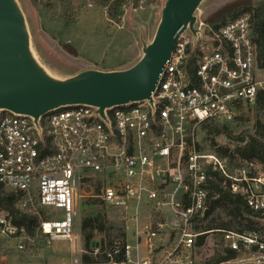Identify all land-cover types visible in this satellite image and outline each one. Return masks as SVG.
<instances>
[{
  "label": "built area",
  "instance_id": "1",
  "mask_svg": "<svg viewBox=\"0 0 264 264\" xmlns=\"http://www.w3.org/2000/svg\"><path fill=\"white\" fill-rule=\"evenodd\" d=\"M194 27L195 35L186 29L178 36L151 101L106 108L103 116L89 105L62 106L37 123L0 110V184L20 194L21 209L50 208L36 229L46 242L77 244L79 186L93 177L103 179L96 199L124 218L143 219L133 231L134 244L114 243L107 260L94 264H200L193 246L204 232L195 226L208 209L212 171L264 217V171L254 162L229 165L203 148L200 137L205 123L234 121L263 89L249 17L217 28L196 19ZM217 231L227 248L264 256V241L255 234ZM36 238L0 209V239L24 251Z\"/></svg>",
  "mask_w": 264,
  "mask_h": 264
},
{
  "label": "rangeland",
  "instance_id": "2",
  "mask_svg": "<svg viewBox=\"0 0 264 264\" xmlns=\"http://www.w3.org/2000/svg\"><path fill=\"white\" fill-rule=\"evenodd\" d=\"M18 1L27 20L34 56L52 76L57 78H66L87 67L123 69L134 63L141 55L140 29L143 39L150 41L164 3V0H157L148 6L142 5L135 9L128 7L125 9L121 24L111 25L101 0H41L38 4L33 0ZM263 2L264 0H203L195 16L197 20H202L212 27V21L225 17L238 7H256ZM62 3L69 7V11H65L67 7ZM69 17L71 19H68ZM256 75L261 88L264 89V69L257 67ZM254 117L253 106L243 105L234 123L230 125L232 133L251 131ZM200 137L202 139V133ZM217 141L221 144L227 143L224 136L218 137ZM202 147L209 148L203 139ZM102 182V178L93 177L80 183L81 198L78 200L79 208L75 220L78 235L76 245L68 240L46 242L37 231L36 243L27 245L24 251L17 250L13 240L0 239V264H74L75 259L79 264H84L83 255L95 257L94 254L100 245H106L110 240L113 243L121 240L118 237L119 227H124L125 239L134 244L132 233L135 230L134 223L126 224V219L119 215L118 211L96 199ZM45 209V213L50 212V208ZM54 213L58 217L61 216L58 209L54 210ZM97 214L101 216V223L103 220L106 221L105 230L100 232L89 227L83 230L82 225L90 224L92 221L88 219ZM260 221L264 224V218ZM138 227L140 230V226ZM87 233L92 234L89 248H86L83 239ZM196 241L193 252L200 264L216 251L226 248L222 236L216 233H208L201 245ZM249 257H252L250 253H242L236 259L221 264H240L241 258Z\"/></svg>",
  "mask_w": 264,
  "mask_h": 264
},
{
  "label": "water",
  "instance_id": "3",
  "mask_svg": "<svg viewBox=\"0 0 264 264\" xmlns=\"http://www.w3.org/2000/svg\"><path fill=\"white\" fill-rule=\"evenodd\" d=\"M203 0H164L150 41L139 32L140 57L119 70L84 68L66 78L52 76L34 56L27 20L18 0H0V110L31 116L37 123L48 112L70 105L104 110L130 102L151 101L158 75L178 36L195 35V12ZM139 30V27H138ZM208 209L204 210V214ZM264 264V256L239 261Z\"/></svg>",
  "mask_w": 264,
  "mask_h": 264
},
{
  "label": "trees",
  "instance_id": "4",
  "mask_svg": "<svg viewBox=\"0 0 264 264\" xmlns=\"http://www.w3.org/2000/svg\"><path fill=\"white\" fill-rule=\"evenodd\" d=\"M35 4L41 3V0H33ZM157 0H101L111 25H120L125 12V9L131 7L133 9L142 5L148 6L155 3ZM63 4V3H62ZM50 6V5H49ZM65 11H69V7ZM247 14L250 21V26L255 45V60L259 69H264V2L256 7H238L229 12L225 17H221L211 22L213 28L223 25L226 21L233 19L239 15ZM68 19H71L69 17ZM67 19V20H68ZM253 106L255 113L254 122L251 131L244 130L237 134H233L229 123H205L202 127V139L209 148L215 151L218 155L227 159L229 165H237L242 162H254L264 171V89L258 90ZM224 136L227 143L221 144L217 138ZM207 189V212L199 220V224L195 226L198 231L204 232L197 237V244L201 245L208 233H216L221 235L219 229L234 230L238 232H247L255 234L260 240L264 241V224L260 221L262 217L258 212L252 211L247 207L245 199L239 194L232 193L224 185H221L222 177L220 173L212 171L209 173ZM20 194L15 191H10L0 184V209L11 216L13 222L24 229V233L28 237H32L36 233L37 225L40 219L44 218L45 210L40 206H35L34 209H21L18 204ZM90 224L84 223L82 229L87 227L91 230L104 231L105 220L101 223V216L89 218ZM95 222V224H94ZM259 236H258V235ZM118 237L123 243L125 241L124 227L118 228ZM84 244L86 248L92 243V234L84 235ZM114 243L108 241L106 245H100L95 257L89 255L82 256V262L85 264H94L105 262V252L110 249ZM255 251V247H252ZM91 254L93 249H91ZM242 252L224 248L221 251H216L213 256L208 258L203 264H221L226 261L236 259Z\"/></svg>",
  "mask_w": 264,
  "mask_h": 264
},
{
  "label": "crops",
  "instance_id": "5",
  "mask_svg": "<svg viewBox=\"0 0 264 264\" xmlns=\"http://www.w3.org/2000/svg\"><path fill=\"white\" fill-rule=\"evenodd\" d=\"M141 47V46H140ZM133 64V63H132ZM130 66V65H129ZM128 66V67H129ZM87 68H91V67H87ZM127 68V67H126ZM95 69H99V68H95ZM124 69V68H123ZM99 70H105V71H107V70H119V69H116V68H108V69H99ZM114 209V208H113ZM114 210H116V211H118L119 212V215H120V211L119 210H117V209H114ZM123 217V216H122ZM124 218V217H123ZM126 219V224L128 223V222H133L134 223V225H135V228L138 230V226H140L141 227V225H142V222H143V219L142 218H139L138 220H137V222L136 221H134L133 219H131V218H129V219H127V218H125ZM126 228H127V226H126ZM133 233V232H132ZM142 252V251H141ZM143 254V253H142ZM85 264V263H84Z\"/></svg>",
  "mask_w": 264,
  "mask_h": 264
}]
</instances>
